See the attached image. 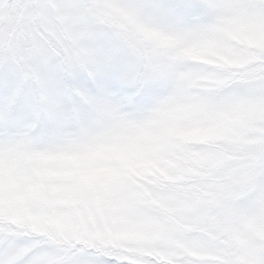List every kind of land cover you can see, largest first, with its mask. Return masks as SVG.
<instances>
[{
	"label": "snow or ice",
	"instance_id": "6c2138e0",
	"mask_svg": "<svg viewBox=\"0 0 264 264\" xmlns=\"http://www.w3.org/2000/svg\"><path fill=\"white\" fill-rule=\"evenodd\" d=\"M0 264H264V0H0Z\"/></svg>",
	"mask_w": 264,
	"mask_h": 264
}]
</instances>
